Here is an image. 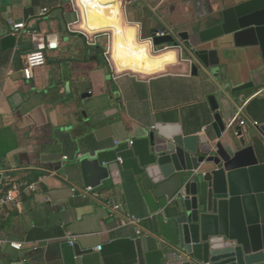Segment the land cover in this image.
Masks as SVG:
<instances>
[{
  "label": "crops",
  "instance_id": "1",
  "mask_svg": "<svg viewBox=\"0 0 264 264\" xmlns=\"http://www.w3.org/2000/svg\"><path fill=\"white\" fill-rule=\"evenodd\" d=\"M101 1L118 5L116 32L134 40L132 64H117L114 30H88L83 0H0V181L21 190L0 212V239L26 243L19 252L0 246V264H180L168 240L176 237L171 199L180 188L147 170L142 134L167 122L213 135L207 99L214 95L226 126L242 109L234 136L263 139L264 118L254 127L248 110L264 99L257 48L221 39L220 76L204 83L182 61L185 46L157 52L150 42L157 30L209 26L214 13L245 0ZM42 8L49 12L38 17ZM9 21L58 40L30 80L21 70L31 38L11 35ZM30 184L35 191L25 190ZM73 187H91L95 199ZM127 216L139 218V227L126 224ZM67 234L76 236L73 247Z\"/></svg>",
  "mask_w": 264,
  "mask_h": 264
},
{
  "label": "water",
  "instance_id": "2",
  "mask_svg": "<svg viewBox=\"0 0 264 264\" xmlns=\"http://www.w3.org/2000/svg\"><path fill=\"white\" fill-rule=\"evenodd\" d=\"M209 26L160 37L154 47H186L182 61L204 83L219 78L218 42L257 48L264 64V0H245L214 13ZM154 33V32H153ZM248 84L233 89L238 92ZM213 135H190L178 123L157 122L142 139L147 170L158 171L180 188L168 239L180 264H264V135L234 136L208 97Z\"/></svg>",
  "mask_w": 264,
  "mask_h": 264
},
{
  "label": "built area",
  "instance_id": "3",
  "mask_svg": "<svg viewBox=\"0 0 264 264\" xmlns=\"http://www.w3.org/2000/svg\"><path fill=\"white\" fill-rule=\"evenodd\" d=\"M126 3H134L137 0H124ZM49 10L47 8H42L39 10L37 16L38 17H45L48 14ZM9 28H10V34L13 36L20 35L21 33L29 36L31 38V51L25 56L24 66L21 70L22 76L30 80L33 77V72L36 68H39L41 66H44L46 63V56L45 53L47 51H52L58 48V40L55 36L52 35H46V36H38L35 31L28 29L25 22H13L9 21ZM69 30L73 31L70 27ZM155 36L160 37L163 35H175L172 30L166 28L162 30H157L153 33ZM150 42L152 43V38H150ZM168 49L167 47H163L162 49H157V52H160L162 50ZM242 109H239L236 114L233 116L232 120L227 125V128H232L233 125L239 120L240 113ZM240 125H243L245 122L240 121ZM252 126L259 127V123L256 121L252 122ZM129 145H132V141H128ZM79 157V155L77 156ZM64 160H68V157L64 156ZM117 161L122 164V159L117 158ZM25 190H29L31 192L35 191V185L30 184L27 185ZM73 193L80 194L81 196L85 198H91L95 199L96 194L93 193V190L91 187H86L83 189H79L76 187L72 188ZM21 195V190L14 188V189H4V184L2 181H0V212L3 208L12 205L19 201V196ZM177 196L172 198L173 201ZM113 209L111 211L117 210V206L112 207ZM126 224L134 226L136 228L139 227V224L141 220L139 218H136L135 216H127ZM65 239L67 241L68 246L73 247L76 241V236L72 234H67L65 236ZM6 245L10 249L14 251H21L26 243L24 242H16L6 239H0V246ZM99 249V248H98Z\"/></svg>",
  "mask_w": 264,
  "mask_h": 264
},
{
  "label": "bare ground",
  "instance_id": "4",
  "mask_svg": "<svg viewBox=\"0 0 264 264\" xmlns=\"http://www.w3.org/2000/svg\"><path fill=\"white\" fill-rule=\"evenodd\" d=\"M83 4L91 10L92 17L86 20V26L89 31H99L112 29L117 33L120 28V17L118 14V5L113 2H102L101 0H83ZM87 18V16L85 17ZM119 31V32H120ZM114 34V35H115ZM124 37V36H123ZM130 37V36H129ZM132 37V36H131ZM135 51L134 40L126 38L124 41L121 34L114 36L113 55L117 64L126 66L133 63V52ZM123 60V61H122ZM122 61V62H121Z\"/></svg>",
  "mask_w": 264,
  "mask_h": 264
},
{
  "label": "trees",
  "instance_id": "5",
  "mask_svg": "<svg viewBox=\"0 0 264 264\" xmlns=\"http://www.w3.org/2000/svg\"><path fill=\"white\" fill-rule=\"evenodd\" d=\"M248 110L250 111L253 120L260 123V119L264 118V99L253 100L249 104ZM4 189L8 190L9 188L4 187Z\"/></svg>",
  "mask_w": 264,
  "mask_h": 264
}]
</instances>
